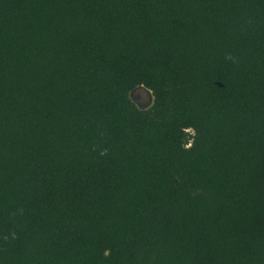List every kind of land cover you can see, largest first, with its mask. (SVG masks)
Returning a JSON list of instances; mask_svg holds the SVG:
<instances>
[{
    "label": "trees",
    "instance_id": "trees-1",
    "mask_svg": "<svg viewBox=\"0 0 264 264\" xmlns=\"http://www.w3.org/2000/svg\"><path fill=\"white\" fill-rule=\"evenodd\" d=\"M0 264H264V0H0Z\"/></svg>",
    "mask_w": 264,
    "mask_h": 264
},
{
    "label": "rangeland",
    "instance_id": "rangeland-1",
    "mask_svg": "<svg viewBox=\"0 0 264 264\" xmlns=\"http://www.w3.org/2000/svg\"><path fill=\"white\" fill-rule=\"evenodd\" d=\"M138 89L137 91L136 90L131 91L130 97L132 98V100L135 101L138 105H149L152 100L150 92L145 88L143 90H138Z\"/></svg>",
    "mask_w": 264,
    "mask_h": 264
},
{
    "label": "clouds",
    "instance_id": "clouds-1",
    "mask_svg": "<svg viewBox=\"0 0 264 264\" xmlns=\"http://www.w3.org/2000/svg\"><path fill=\"white\" fill-rule=\"evenodd\" d=\"M225 59H226V60H230V61H232L233 63H237V62H238V61L236 60V58L233 57L231 54L226 55V56H225ZM102 154H103V153H102Z\"/></svg>",
    "mask_w": 264,
    "mask_h": 264
},
{
    "label": "water",
    "instance_id": "water-1",
    "mask_svg": "<svg viewBox=\"0 0 264 264\" xmlns=\"http://www.w3.org/2000/svg\"><path fill=\"white\" fill-rule=\"evenodd\" d=\"M144 88L143 87H140L139 90H143ZM148 92V91H147Z\"/></svg>",
    "mask_w": 264,
    "mask_h": 264
}]
</instances>
